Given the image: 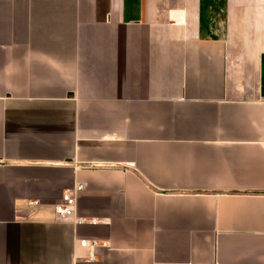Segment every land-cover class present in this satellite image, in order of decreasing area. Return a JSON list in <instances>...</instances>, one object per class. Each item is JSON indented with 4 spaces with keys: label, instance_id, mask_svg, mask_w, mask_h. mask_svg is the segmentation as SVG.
<instances>
[{
    "label": "crops",
    "instance_id": "0c3cea01",
    "mask_svg": "<svg viewBox=\"0 0 264 264\" xmlns=\"http://www.w3.org/2000/svg\"><path fill=\"white\" fill-rule=\"evenodd\" d=\"M0 264H264V0H0Z\"/></svg>",
    "mask_w": 264,
    "mask_h": 264
},
{
    "label": "built area",
    "instance_id": "2783aa9c",
    "mask_svg": "<svg viewBox=\"0 0 264 264\" xmlns=\"http://www.w3.org/2000/svg\"><path fill=\"white\" fill-rule=\"evenodd\" d=\"M82 189L81 186L76 187L71 192L63 193L59 202L53 207V212L59 220H68L75 217L76 213V194ZM31 205H38L37 202H31ZM80 221H77L79 223ZM79 247L87 249L89 251V261L93 260V250L97 247L95 241L80 240L78 242Z\"/></svg>",
    "mask_w": 264,
    "mask_h": 264
}]
</instances>
